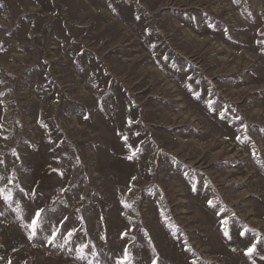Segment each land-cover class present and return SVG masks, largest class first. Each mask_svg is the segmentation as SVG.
I'll return each instance as SVG.
<instances>
[{
	"label": "rangeland",
	"instance_id": "1",
	"mask_svg": "<svg viewBox=\"0 0 264 264\" xmlns=\"http://www.w3.org/2000/svg\"><path fill=\"white\" fill-rule=\"evenodd\" d=\"M0 189V264H264V0H0Z\"/></svg>",
	"mask_w": 264,
	"mask_h": 264
},
{
	"label": "snow or ice",
	"instance_id": "2",
	"mask_svg": "<svg viewBox=\"0 0 264 264\" xmlns=\"http://www.w3.org/2000/svg\"><path fill=\"white\" fill-rule=\"evenodd\" d=\"M137 152H139V149H136L135 151H133L132 154L127 157V159L128 160H133L135 158ZM133 179H135V178H133ZM3 193H4V190L3 189H0V195H2L5 200L10 199V197H11L10 190H9V192H8L7 195H4ZM209 204L211 206L212 205V201H209ZM125 207H129V205H125ZM41 216H42V210H37V212L35 214V218L32 221L33 228H35V225L39 222V219H40ZM58 231L59 230L57 229L56 231H54L52 233L53 239L55 238V236H56V234H57ZM71 235H72V233L69 232L68 233V236L70 237ZM225 235H227V232H225ZM81 251H83V249H81ZM247 251H248L249 254L253 253L254 246L253 247H249ZM124 259H125V261H127V254L125 255V258ZM129 264H130V262H129ZM153 264H156V262L154 261Z\"/></svg>",
	"mask_w": 264,
	"mask_h": 264
}]
</instances>
